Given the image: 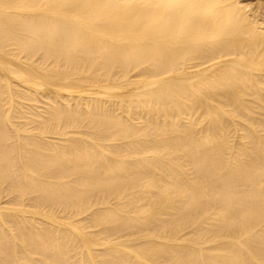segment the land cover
Segmentation results:
<instances>
[{"label":"bare ground","instance_id":"1","mask_svg":"<svg viewBox=\"0 0 264 264\" xmlns=\"http://www.w3.org/2000/svg\"><path fill=\"white\" fill-rule=\"evenodd\" d=\"M0 264H264V0H0Z\"/></svg>","mask_w":264,"mask_h":264}]
</instances>
